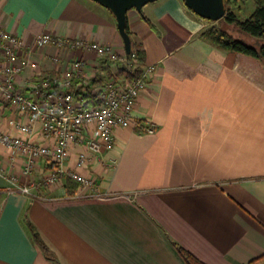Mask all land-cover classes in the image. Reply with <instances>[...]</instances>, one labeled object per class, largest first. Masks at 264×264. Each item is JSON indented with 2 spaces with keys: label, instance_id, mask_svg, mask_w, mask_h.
Masks as SVG:
<instances>
[{
  "label": "crops",
  "instance_id": "0c3cea01",
  "mask_svg": "<svg viewBox=\"0 0 264 264\" xmlns=\"http://www.w3.org/2000/svg\"><path fill=\"white\" fill-rule=\"evenodd\" d=\"M127 17L142 65L156 66L134 116L155 132L119 127L114 148L87 168L76 166L83 147L71 149L67 165L93 176L97 193L64 177L40 200L0 174V264H186L180 247L203 264H264V61L202 37L213 21L184 0L150 2ZM0 26L26 43L49 32L125 51L114 15L93 0H0ZM68 55L48 45L39 71L60 73ZM96 60L110 77L124 73ZM35 76L27 67L19 86L31 92ZM8 114L0 112V127ZM0 158L24 182L45 170L42 160L24 175V158L13 162L1 147Z\"/></svg>",
  "mask_w": 264,
  "mask_h": 264
},
{
  "label": "built area",
  "instance_id": "2783aa9c",
  "mask_svg": "<svg viewBox=\"0 0 264 264\" xmlns=\"http://www.w3.org/2000/svg\"><path fill=\"white\" fill-rule=\"evenodd\" d=\"M51 44L60 51L68 50L69 55L85 50L94 53L95 58L68 55L63 71L44 73L38 69L36 56ZM0 52V112H9L6 127H0V147L9 151L13 162L17 157L24 158L22 173L26 176L34 174L40 161L45 163L41 177L24 182L20 176L9 174L0 158V174L8 177L13 190L46 200L50 199L49 191L69 177L97 193L93 176L67 165L71 149L83 147L76 166L87 168L101 153L114 148L119 127L155 132L153 123L136 119L134 112L156 66L140 64L136 55L130 59L126 51L119 52L111 45L57 37L49 32L26 43L1 26ZM96 59L122 65L125 71L110 77ZM53 60L56 64L64 61L60 53ZM27 67L36 71L34 82L29 85L31 92L18 83ZM81 87H89L90 96L77 94Z\"/></svg>",
  "mask_w": 264,
  "mask_h": 264
},
{
  "label": "trees",
  "instance_id": "16d2710c",
  "mask_svg": "<svg viewBox=\"0 0 264 264\" xmlns=\"http://www.w3.org/2000/svg\"><path fill=\"white\" fill-rule=\"evenodd\" d=\"M238 1L239 0H225L226 14L222 19L215 22L224 21L229 25H234L241 33L258 39L259 43H249L246 39L236 37L229 31L215 25L204 30L201 36L211 40L225 49L248 54L264 61V0H255V10L245 19L238 18L232 9V6L236 5L235 3H238ZM127 31L130 34L132 40V52L129 54V58L132 59L134 54L136 55L140 64H142L145 58V51L140 45L135 44L133 41L128 24ZM139 70L140 69L138 68L137 71ZM123 71H125V69ZM76 93H86L87 96H90L91 92L89 87H81ZM29 227L38 246L43 250H48L44 240L34 225L30 224ZM179 249L186 260V264H203L193 257V255H191L189 252L185 251L181 247Z\"/></svg>",
  "mask_w": 264,
  "mask_h": 264
},
{
  "label": "water",
  "instance_id": "95a60500",
  "mask_svg": "<svg viewBox=\"0 0 264 264\" xmlns=\"http://www.w3.org/2000/svg\"><path fill=\"white\" fill-rule=\"evenodd\" d=\"M109 9L117 21L118 30L123 38L125 51L132 52V40L127 31L128 17L130 10L142 11V8L157 0H93ZM186 6L194 13L204 19L218 21L226 14L225 0H184Z\"/></svg>",
  "mask_w": 264,
  "mask_h": 264
},
{
  "label": "rangeland",
  "instance_id": "374dc122",
  "mask_svg": "<svg viewBox=\"0 0 264 264\" xmlns=\"http://www.w3.org/2000/svg\"><path fill=\"white\" fill-rule=\"evenodd\" d=\"M236 5L232 6L233 11L236 13L238 18L240 19H245L248 16L251 15L253 10H255V0H239L238 3H235ZM219 26L220 28H223L224 30L229 31L232 33L234 36L239 37V38H244L247 40L249 43L257 44L259 43L258 39L252 38L250 36H247L243 33H241L234 25H229L224 21H219V22H210V26Z\"/></svg>",
  "mask_w": 264,
  "mask_h": 264
}]
</instances>
